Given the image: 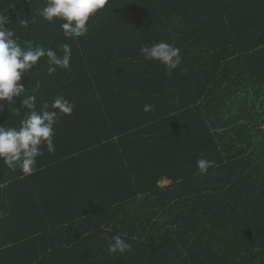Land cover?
<instances>
[{"label":"trees","instance_id":"16d2710c","mask_svg":"<svg viewBox=\"0 0 264 264\" xmlns=\"http://www.w3.org/2000/svg\"><path fill=\"white\" fill-rule=\"evenodd\" d=\"M45 3L0 16L21 43L70 45L68 69L44 57L21 82L36 110L75 107L32 175L0 161V264H264V0H109L72 39ZM161 41L180 49L170 73L140 53ZM0 104L18 127L19 101ZM117 235L130 250L108 252Z\"/></svg>","mask_w":264,"mask_h":264},{"label":"clouds","instance_id":"9594fccd","mask_svg":"<svg viewBox=\"0 0 264 264\" xmlns=\"http://www.w3.org/2000/svg\"><path fill=\"white\" fill-rule=\"evenodd\" d=\"M109 0H46L45 6L38 10V14L47 22L59 20L60 28L67 39L85 36L91 17L102 12ZM7 23L0 16V101H7L10 106L19 101L24 111L19 126H0V161L9 169L19 167L24 175H32L35 171L36 158L43 154L44 145L49 153L55 151L53 143L54 126L62 116H70L75 107L64 96H56L51 104L44 102L40 110H36V96L26 91L22 83L26 73L38 72L33 69L41 58H47V72L54 74L57 68L68 69L71 61V47L69 44L60 46L61 54L52 48L35 45L25 40L20 42L16 31L5 27ZM20 26L27 28L28 21H20ZM140 53L145 60L159 61L169 73L181 63L180 49L168 42H158L151 46L142 45ZM145 112L152 110V105H145ZM4 105L0 104V112ZM199 174H207L208 169L215 167V161L199 159L196 162ZM131 249V244L121 236H114L109 243V253H123Z\"/></svg>","mask_w":264,"mask_h":264},{"label":"rangeland","instance_id":"374dc122","mask_svg":"<svg viewBox=\"0 0 264 264\" xmlns=\"http://www.w3.org/2000/svg\"><path fill=\"white\" fill-rule=\"evenodd\" d=\"M166 185H168V182H166V181H163L160 183V186H166Z\"/></svg>","mask_w":264,"mask_h":264}]
</instances>
